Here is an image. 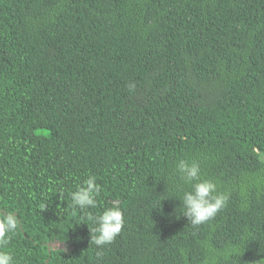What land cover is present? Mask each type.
Returning <instances> with one entry per match:
<instances>
[{
  "label": "trees",
  "instance_id": "1",
  "mask_svg": "<svg viewBox=\"0 0 264 264\" xmlns=\"http://www.w3.org/2000/svg\"><path fill=\"white\" fill-rule=\"evenodd\" d=\"M180 159L230 193L196 228ZM0 209L15 264H264V0H0Z\"/></svg>",
  "mask_w": 264,
  "mask_h": 264
},
{
  "label": "clouds",
  "instance_id": "2",
  "mask_svg": "<svg viewBox=\"0 0 264 264\" xmlns=\"http://www.w3.org/2000/svg\"><path fill=\"white\" fill-rule=\"evenodd\" d=\"M175 170L178 178L189 185L180 201L183 207L182 215L194 228L213 220L227 207L230 193L222 191L217 181L203 178L200 161L180 159ZM101 192L102 185L97 183V177L89 175L71 193V207L81 213L80 223L89 227L90 242L101 250L97 255L102 254L104 246L116 240L126 224L124 212L118 205L107 207L100 213L91 211L97 208V198ZM21 224V218L15 210L0 209V264H15V258L8 245Z\"/></svg>",
  "mask_w": 264,
  "mask_h": 264
},
{
  "label": "rangeland",
  "instance_id": "3",
  "mask_svg": "<svg viewBox=\"0 0 264 264\" xmlns=\"http://www.w3.org/2000/svg\"><path fill=\"white\" fill-rule=\"evenodd\" d=\"M54 246H61V244L60 243H55Z\"/></svg>",
  "mask_w": 264,
  "mask_h": 264
}]
</instances>
